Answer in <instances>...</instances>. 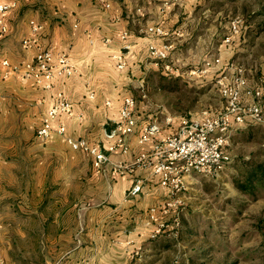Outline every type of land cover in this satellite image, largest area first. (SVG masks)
Returning a JSON list of instances; mask_svg holds the SVG:
<instances>
[{
  "label": "crops",
  "instance_id": "crops-1",
  "mask_svg": "<svg viewBox=\"0 0 264 264\" xmlns=\"http://www.w3.org/2000/svg\"><path fill=\"white\" fill-rule=\"evenodd\" d=\"M5 1H17L18 6L8 17V33L0 38V134L3 122L11 119L21 123L19 135L28 139L23 142L25 162L4 160L3 153L7 152L0 146V201H3L1 193L6 195L5 200H12V194L9 196L7 191L1 190L2 184L5 179L14 181L12 170L25 164L27 189L25 192L21 189L16 199L21 197L35 203L25 214L41 219V224L39 229L28 226L26 237L30 241V234L39 231L40 239L33 238L36 246L31 247L41 250L45 264H128L132 251L138 245H145L155 227L149 222L150 210L161 208L169 195L150 170L135 168L114 176L111 169L113 164H131L140 154L152 150V143H138V130L144 121L160 117L147 115L146 107L137 105L138 126L135 135L128 139L129 153L112 154L111 164L102 174H95L93 159L82 151L73 150L66 138H83L102 148L111 144L106 133L120 121L123 99L132 95L130 87L137 85L145 93L149 88L150 72L162 77L175 76V71L167 72L164 66L175 54V44L168 43V33L179 38L184 34L175 32L180 27L172 30L173 23L166 24L165 20L156 23L146 20L143 5L129 0L121 5L111 0L109 9L98 0ZM154 7L150 4L149 12H153ZM41 9L56 15L57 19H47ZM31 21L43 27L36 36L38 43L55 52L67 51L76 69L73 77L57 79L50 90L41 88L32 79H24L20 73H11L5 78L7 69L2 66L3 60L21 65L35 57V49L22 46L23 40L32 37ZM150 27H161L168 38H152L148 34ZM122 32L128 34L126 39L120 37ZM172 38L176 40L175 36ZM106 39L110 42L105 43ZM150 41L159 48L172 46L167 61L157 63L149 58ZM121 53L126 61L124 69L118 68L115 58ZM194 70L187 71L188 75ZM192 76L198 78L202 74ZM5 90L10 93L9 97L1 95ZM58 92L73 104L74 115L62 114L54 123L55 128L59 125L66 128L65 135L55 131L49 138H40L38 130L48 110L55 105ZM106 102H111V106H106ZM168 116L170 114L165 119ZM34 120L36 124H32ZM161 124L163 135L177 126V123L166 126L165 120ZM137 181L143 183L142 192L135 198L128 197V191ZM6 186L11 189L9 184ZM53 192L54 195H50ZM2 212L0 208V216Z\"/></svg>",
  "mask_w": 264,
  "mask_h": 264
},
{
  "label": "rangeland",
  "instance_id": "rangeland-1",
  "mask_svg": "<svg viewBox=\"0 0 264 264\" xmlns=\"http://www.w3.org/2000/svg\"><path fill=\"white\" fill-rule=\"evenodd\" d=\"M114 1L121 5L127 0ZM129 1L143 5L146 20L155 23L165 20L166 24L173 23L172 30L180 27L174 31L184 34L179 38L168 33V43L175 44V54L168 62L180 69L175 76L162 77L150 72L145 99L142 98L143 89L137 85L130 87L131 96L138 107H146L147 115L160 117L157 121L161 123L168 114L178 118L217 114L225 109L227 102L216 81L224 77L232 85L238 69L243 70L246 81L240 105L246 109L256 103L264 104V0ZM150 4L155 6L153 12H149ZM41 11L47 19H57L56 15L52 16L44 9ZM233 24L237 26V33L233 31ZM174 36L176 40H173ZM227 38L230 40L224 42ZM212 58H219L220 65L198 78L188 75L187 71L202 69L206 60ZM259 88L263 89V94L257 97L254 94ZM249 91L253 93L249 95ZM1 95L9 97L10 93L5 90ZM32 124H36L35 120ZM20 126V122L11 119L3 122L0 146L7 152L3 153L4 160L27 161L23 142L28 138L19 135ZM240 129L232 126L227 147L231 162L225 171L216 178L193 174L182 195L183 205L167 216H160L159 221L168 224L170 230L153 238L158 222L149 219L155 227L145 245H138L132 251L128 264H264V181L258 182L255 190L244 192L234 183L236 180L244 182L243 173L251 164L264 163V124L248 117ZM21 166L12 170L14 181L4 178L2 184L1 190L7 191L9 196L12 194L13 201L5 200L6 195L1 193L0 208L4 213L0 216V264H45L41 250L31 247L35 244L33 238L40 239L39 231L30 232V241L26 237L28 226L39 229L41 224V219L25 214V210L35 203L21 197L16 199L20 190L25 192L28 185L27 167ZM2 177L6 175L2 174ZM51 202L53 205V200ZM175 219L180 221L177 235L171 230Z\"/></svg>",
  "mask_w": 264,
  "mask_h": 264
},
{
  "label": "built area",
  "instance_id": "built-area-1",
  "mask_svg": "<svg viewBox=\"0 0 264 264\" xmlns=\"http://www.w3.org/2000/svg\"><path fill=\"white\" fill-rule=\"evenodd\" d=\"M105 9L111 8V0H98ZM18 6L17 1L6 2L0 0V38L8 31L7 20L10 13ZM32 37L22 41V46L26 49H35L33 61L26 64L14 65L9 60H3L2 66L7 69L5 78L11 73H20L24 79H32L38 86L50 90L54 82L59 78H71L76 74L75 66L67 51L55 52L50 48L42 47L37 39V34L42 30V26L35 21L30 22ZM233 31L237 33V26L233 24ZM148 34L152 38L163 37L167 33L161 27L148 28ZM181 35L180 33H178ZM128 34L122 32L120 37L126 39ZM230 38L224 40L228 42ZM110 40L106 39L105 43ZM126 46V49H129ZM172 49L170 45L159 48L153 41L149 42V58L159 62L168 60V52ZM118 68L124 69L126 61L124 54L115 56ZM220 65L219 58L206 60L202 69L190 72V75L205 74L208 70ZM167 72H179L170 63H166ZM241 69L237 70V77L231 85L225 78H219L216 85L219 87L221 95L226 99L227 106L212 116L202 118L180 117L175 120L172 116L165 119L166 126H174L176 129L167 135H163L164 126L157 120L144 121L138 130V143L145 145L152 143V150L148 153L140 154L131 164L117 163L112 165V175L118 176L126 171L132 172L135 168L150 170L151 174L158 178L159 185L167 190L169 200L160 208L154 207L150 210V220L158 222L152 237L155 238L170 227L165 222H160V216H167L172 210H177L183 205L182 195L188 189V180L193 174H198L206 178L219 177L231 162V156L227 147L230 144V134L232 126H241L251 118L256 123L264 124V104H253L244 109L240 105L241 91L246 86V81L242 76ZM144 91L142 90V93ZM253 92L249 91L251 95ZM263 89H257L255 96L260 97ZM143 98L146 97L143 93ZM93 99L94 95L91 94ZM110 107L111 102H106ZM137 101L132 96H126L120 110V121L116 123L111 132L106 133V137L111 140L106 148L99 145H92L86 139H74L67 137V143L75 151H82L93 159V169L95 174H102L106 166L111 164V155L115 153L127 154L130 151L128 139L135 135L138 126ZM72 117L74 115L73 104L68 101L62 92L56 95V103L52 106L42 120V125L38 130L40 138H49L55 131L59 135L66 134V128L59 125L55 128L54 123L60 115ZM82 118V116L80 115ZM143 190L142 181H137L128 191L127 196L137 197ZM180 227L179 219H175L171 230L178 234Z\"/></svg>",
  "mask_w": 264,
  "mask_h": 264
},
{
  "label": "trees",
  "instance_id": "trees-1",
  "mask_svg": "<svg viewBox=\"0 0 264 264\" xmlns=\"http://www.w3.org/2000/svg\"><path fill=\"white\" fill-rule=\"evenodd\" d=\"M244 125L245 123L239 126V129ZM240 172L242 173L241 170ZM243 177H244V182H240V180H236L234 182L238 190L241 192L248 191V190H255L256 184L258 182L264 181V163L262 164L260 163L256 165L251 164L249 169L246 170L245 173H243Z\"/></svg>",
  "mask_w": 264,
  "mask_h": 264
}]
</instances>
